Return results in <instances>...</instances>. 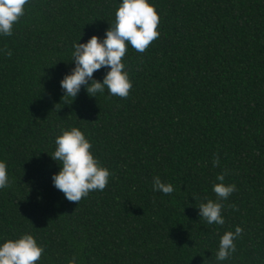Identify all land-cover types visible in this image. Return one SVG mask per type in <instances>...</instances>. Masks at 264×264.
<instances>
[{
	"label": "trees",
	"instance_id": "16d2710c",
	"mask_svg": "<svg viewBox=\"0 0 264 264\" xmlns=\"http://www.w3.org/2000/svg\"><path fill=\"white\" fill-rule=\"evenodd\" d=\"M120 3L29 0L0 34V244L32 235L36 264H264V0H148L160 36L144 53L128 45V97L84 86L64 97L74 43L103 40ZM72 127L112 174L78 205L51 179L55 138ZM223 173L237 191L220 201L225 223L210 225L198 206L217 201ZM155 176L175 191H154ZM237 226L236 251L218 261Z\"/></svg>",
	"mask_w": 264,
	"mask_h": 264
},
{
	"label": "clouds",
	"instance_id": "9594fccd",
	"mask_svg": "<svg viewBox=\"0 0 264 264\" xmlns=\"http://www.w3.org/2000/svg\"><path fill=\"white\" fill-rule=\"evenodd\" d=\"M29 0H0V34L11 36L13 26L24 15L25 5ZM160 18L153 5L148 0H122L115 12V20L105 31L103 40L93 35L86 43H74L72 61L75 67L60 81L64 90V97L74 99L81 86H84L89 96L95 97L97 93L108 90L110 95L126 99L132 88L123 57L130 45L138 53H144L149 45L159 38L157 31ZM5 55L11 57L12 52L5 50ZM101 68L109 70L102 82L93 79V73ZM71 99V100H72ZM59 105V104H57ZM56 105V106H57ZM55 151L51 158L59 162L60 170L51 179L54 187L62 192L69 202L77 205L81 199L87 197L92 191H103L112 175L102 167L92 155L91 143L76 127L61 130L55 138ZM219 166V157L213 159V167ZM226 173L216 177L220 183L212 187L217 201L211 199L198 206L199 216L208 224L223 225L222 216L224 205L220 202L226 200L234 191V184L223 183ZM10 181L7 165L0 161V189L9 187ZM154 191L165 195L172 194L175 189L170 183H163L159 176L153 177ZM194 199L199 197L194 196ZM233 210L235 205H229ZM243 229L240 226L235 231H226L219 240L216 259L227 260L236 251L234 241L240 237ZM44 249L39 246L30 234H23L17 239H8L0 244V264H36L40 260ZM75 256L69 264H75Z\"/></svg>",
	"mask_w": 264,
	"mask_h": 264
}]
</instances>
